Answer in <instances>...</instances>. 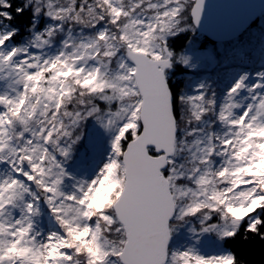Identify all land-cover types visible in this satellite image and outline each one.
<instances>
[{"label": "snow or ice", "instance_id": "snow-or-ice-1", "mask_svg": "<svg viewBox=\"0 0 264 264\" xmlns=\"http://www.w3.org/2000/svg\"><path fill=\"white\" fill-rule=\"evenodd\" d=\"M0 264H264V0H0Z\"/></svg>", "mask_w": 264, "mask_h": 264}]
</instances>
